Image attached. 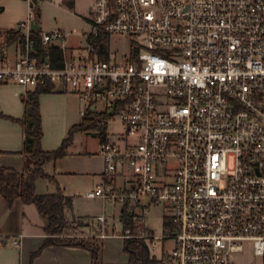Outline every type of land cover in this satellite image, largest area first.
Returning <instances> with one entry per match:
<instances>
[{
    "label": "built area",
    "instance_id": "obj_1",
    "mask_svg": "<svg viewBox=\"0 0 264 264\" xmlns=\"http://www.w3.org/2000/svg\"><path fill=\"white\" fill-rule=\"evenodd\" d=\"M27 2L21 41L0 30V84L59 87L85 104L104 160L103 181L86 196L131 216L134 231L122 225L116 235L142 239L163 264L262 260L264 0H92L91 41L68 47L60 29L37 32L44 59ZM111 34L130 36L129 50H103ZM157 205L166 209L158 237L145 225Z\"/></svg>",
    "mask_w": 264,
    "mask_h": 264
},
{
    "label": "crops",
    "instance_id": "obj_2",
    "mask_svg": "<svg viewBox=\"0 0 264 264\" xmlns=\"http://www.w3.org/2000/svg\"><path fill=\"white\" fill-rule=\"evenodd\" d=\"M56 2V7L61 11L89 22L92 0ZM0 8L1 31L17 28L18 23L25 20L29 12L27 0H0ZM40 23L39 13L38 32L46 31ZM56 27L64 29L65 24L53 28ZM66 42L65 39L64 43L72 47ZM17 49V43H11L8 56L14 58ZM26 91L18 85L0 84L1 112L7 117L21 118L24 111L21 95ZM38 100L42 125L41 147L44 150H52L59 146L69 128L81 121L86 106L78 96L59 87L41 93ZM7 117H0V163L21 172L25 163L24 156L20 153L22 127L17 121ZM80 132L90 134L87 130L76 131L66 154L44 164V171L51 179L38 178L35 181V191L37 194L60 191L63 195L70 196V205L63 213L64 219L65 222L77 221L79 226L75 231L83 236L107 232L109 229L112 231L113 226L109 228L106 224L103 227L102 222L97 220V217L102 215L109 221L105 213L106 202L100 198L86 196L88 190L103 181L101 173L104 160L99 153L98 140L95 138L96 146L90 147L88 136L81 137ZM82 200L85 202L81 203ZM90 217L94 219L89 221ZM43 225L44 219L34 203H23L16 198L12 204H8L0 194V264H30V254L40 247L46 237ZM113 236H100L102 244L105 239ZM102 261L118 264L104 255ZM31 264H91V255L87 249L81 247L48 245L33 258Z\"/></svg>",
    "mask_w": 264,
    "mask_h": 264
},
{
    "label": "trees",
    "instance_id": "obj_3",
    "mask_svg": "<svg viewBox=\"0 0 264 264\" xmlns=\"http://www.w3.org/2000/svg\"><path fill=\"white\" fill-rule=\"evenodd\" d=\"M39 0H32L37 6ZM1 10V8H0ZM35 12L39 18V9L36 7ZM8 41H14L20 38V29L6 31ZM35 30L33 36L38 41V55L44 59L45 52L40 48V38L36 35ZM48 51L49 60L55 65L62 64V52L57 46H50ZM50 91L48 86H37L31 90H27L21 95V101L24 105L23 116L19 119L5 116L0 110V117H7L17 121L23 131L22 146L20 153L24 156V167L21 172L5 167L0 163V194L4 197L8 204H12L13 200L19 198L23 203H34L44 219L43 229L46 237L40 247L32 252L29 257L30 264L35 256L48 245H67L87 249L91 255V264H115L105 263L101 259L102 242L96 239H72L59 240L56 235L62 233L65 227L64 210L70 205V196L63 195L60 191L55 193L37 194L35 191V181L38 178L45 177L51 179L44 171L46 162L56 160L67 152V147L72 142L73 134L76 131H85L93 126L92 119L86 115L82 117L78 124L71 126L67 135L63 138L59 146L52 150H44L41 147L42 125L41 113L39 108L38 97L41 93ZM120 220L123 228L127 225H134L132 218L123 208L120 209ZM92 241V242H91ZM123 249L129 255V260L125 264H163L160 260L149 256L147 247L142 239L124 238ZM264 264V257L263 263Z\"/></svg>",
    "mask_w": 264,
    "mask_h": 264
},
{
    "label": "rangeland",
    "instance_id": "obj_4",
    "mask_svg": "<svg viewBox=\"0 0 264 264\" xmlns=\"http://www.w3.org/2000/svg\"><path fill=\"white\" fill-rule=\"evenodd\" d=\"M57 2L56 0L48 1V0H39L38 1V9L40 13V24L43 30L51 31L55 30V26H61L62 23L65 24L64 29H60L63 34L65 35L66 43L72 47H84L88 40H90V36L88 32L90 30L89 22L81 19H77L76 17L67 14L56 7ZM76 28V29H74ZM56 29H59L56 27ZM130 46V36L128 35H119V34H111L110 36L106 37L102 41V48L107 53L119 56L124 52L129 50ZM115 129H120V125L115 123ZM86 131V130H85ZM80 136H88L89 138V146L95 147L96 146V139L93 137L92 134H86L80 132ZM111 139L114 140V136H111ZM84 203L85 201H80ZM105 213L109 218L107 222L108 227L113 226L114 233L120 234L122 229V222L119 219L120 215V206L117 204H112L106 202ZM166 213V209L162 205L151 206L148 211L146 212L145 216V225L148 227V232L153 234L154 236H160L163 233L164 225H163V216ZM94 217H90L89 221H92ZM79 226L77 221H70L68 220L65 222V227L63 228L62 233L55 236V238L59 240H72V239H84L88 240L94 238L97 242H101L100 234H88V235H79L75 228ZM109 227V228H110ZM109 231H111L109 229ZM109 231H104V233H109ZM112 232V231H111ZM163 243V250H171L172 248V241L169 239L165 240H158ZM92 242V241H91ZM102 244V259L103 255L107 259H113L114 262L118 264H125L129 260V255L123 249V239L122 237L115 235L113 237H108L104 240ZM158 252V248L155 250ZM262 260L255 259L252 256L247 255L246 257H240L238 259L237 264H262Z\"/></svg>",
    "mask_w": 264,
    "mask_h": 264
},
{
    "label": "water",
    "instance_id": "obj_5",
    "mask_svg": "<svg viewBox=\"0 0 264 264\" xmlns=\"http://www.w3.org/2000/svg\"><path fill=\"white\" fill-rule=\"evenodd\" d=\"M31 28L32 29H35V30H38L39 29V25H38V17H37V13L35 12L34 14V18L33 20L31 21Z\"/></svg>",
    "mask_w": 264,
    "mask_h": 264
}]
</instances>
